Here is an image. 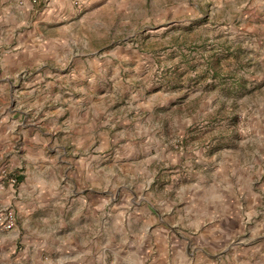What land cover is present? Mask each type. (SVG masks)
Returning <instances> with one entry per match:
<instances>
[{"label":"rangeland","instance_id":"rangeland-1","mask_svg":"<svg viewBox=\"0 0 264 264\" xmlns=\"http://www.w3.org/2000/svg\"><path fill=\"white\" fill-rule=\"evenodd\" d=\"M53 1L0 0L17 17L0 21V55L25 51L20 34L34 44L0 80V218L38 164L55 168L51 188L101 160L119 174L102 182L104 215L132 198L153 217L134 226V252L118 234L100 264H264V0H61L76 14L67 31ZM97 181L87 173L88 197Z\"/></svg>","mask_w":264,"mask_h":264},{"label":"crops","instance_id":"crops-1","mask_svg":"<svg viewBox=\"0 0 264 264\" xmlns=\"http://www.w3.org/2000/svg\"><path fill=\"white\" fill-rule=\"evenodd\" d=\"M98 1V5L106 4V0ZM50 3H52L50 13L53 16H60V19L69 17L64 22L63 20L57 22V24H60L59 27L65 31L69 30L71 26H67V24L73 19L71 16L76 15L75 10L65 7L61 0H58V4L54 1ZM11 7L10 4L2 7V11L7 13L4 14V17L0 14V21H9L10 17L7 14H12L14 16L12 22L15 21L17 17L13 14L14 11H11ZM16 7L18 9L16 11L20 13L19 8H21V5H16ZM48 19L51 18L43 17L39 20L40 22L37 19L33 23L32 30L37 29L39 31L45 25H50L41 22ZM3 23L0 22V27H2L1 24ZM79 25L84 24L80 22ZM4 30L7 32V28ZM0 33L1 35L4 33L1 28ZM10 34L12 35V33ZM8 37V34L5 33V36L0 39V43L7 40ZM9 40H12V37ZM14 40L18 45H28L25 51H23V47H20L16 49L14 54L7 57L0 55V80L7 78L5 70L16 68L26 57L24 54L33 51L31 47L34 44L31 34L28 33L24 36L20 34ZM52 43L62 45L61 47L66 44L62 37H56ZM67 45L69 46V44ZM54 51L58 54L57 48ZM109 57L114 59L117 56L110 55ZM39 152H42V150H39ZM123 155H129V152L125 151ZM130 155L129 158L132 157V154ZM102 164L101 160L92 164V162H87L80 158L76 165L78 167L77 171H73V175L78 172L76 182L71 180L72 182H67L61 187L52 185L51 188L48 187L49 184L44 181L42 176L44 171L48 169L54 179L56 176L55 168L50 167L46 162L38 164L36 167L38 175L34 181H26L24 186L18 188L22 194L29 197L16 201L15 219L17 224L15 228L0 231V260H4L1 264H100L98 261L101 260L102 255L112 251L113 246H115V242L112 243L111 237H115L118 234H125L126 236L122 241V249L125 250V253L134 252V237L136 236L134 226L139 223L140 229L138 230L147 232L152 226L153 216L148 208L134 209L130 207L132 198L121 199L122 202L114 204L115 213H110L108 216L104 215V206L108 200L113 199L104 198L101 195L104 190L102 182L105 179L109 185L111 182L115 184V178H118L119 174L117 172L108 173V171H104ZM87 173H91L98 179L95 183L98 188L96 186L93 189L97 193L93 198L88 197L87 193H84V185H87L84 182ZM122 173L130 176L129 170L122 171ZM83 178L84 181H80ZM223 196L225 197V195ZM228 201L230 200L225 201V198H220L219 206L214 205L224 214V218H227L225 213L228 212L223 207L227 206L225 203H228ZM191 202L194 203L193 197ZM192 205H184L183 212L194 213ZM181 211H177V215ZM157 214V216H160L158 212ZM225 228L229 227L225 226ZM8 244H11L12 249H14V255L11 256L13 258H9L10 256L6 253Z\"/></svg>","mask_w":264,"mask_h":264},{"label":"built area","instance_id":"built-area-1","mask_svg":"<svg viewBox=\"0 0 264 264\" xmlns=\"http://www.w3.org/2000/svg\"><path fill=\"white\" fill-rule=\"evenodd\" d=\"M35 1V0H33ZM14 212L12 210H7L2 218H0V231L12 228L14 226Z\"/></svg>","mask_w":264,"mask_h":264},{"label":"trees","instance_id":"trees-1","mask_svg":"<svg viewBox=\"0 0 264 264\" xmlns=\"http://www.w3.org/2000/svg\"><path fill=\"white\" fill-rule=\"evenodd\" d=\"M18 179L20 180V179H21V176H20V177H18Z\"/></svg>","mask_w":264,"mask_h":264}]
</instances>
